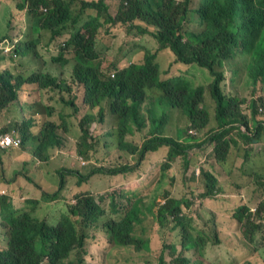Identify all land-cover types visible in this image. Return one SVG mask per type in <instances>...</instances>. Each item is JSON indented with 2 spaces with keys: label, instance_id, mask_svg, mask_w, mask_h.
Here are the masks:
<instances>
[{
  "label": "trees",
  "instance_id": "obj_1",
  "mask_svg": "<svg viewBox=\"0 0 264 264\" xmlns=\"http://www.w3.org/2000/svg\"><path fill=\"white\" fill-rule=\"evenodd\" d=\"M113 1L118 4L114 13L109 5ZM15 12H24L31 20L13 25ZM1 24L6 26L1 38L15 32L10 36L14 48L31 60L15 61L0 50V63L8 60L20 69L0 70V133L16 129L22 140L17 148L0 149V160L9 151L25 149L28 141L35 143L31 151L35 160H51L44 153L47 145L61 147L67 138V133L57 134L59 126L76 129L74 153L94 166L86 175L55 169L56 191L42 192L39 200L21 198L22 207L0 195V230L6 239L5 247H0V264H90L83 260L85 241L89 231L98 229L112 245L111 254L134 250L143 259L152 258V264H212L206 247L222 240L217 232L210 236L201 231L188 216L193 203L185 191L194 189L185 187L179 197L173 182L176 175L186 176L197 153L209 148L200 163L207 168L196 169L201 184L194 199L200 204L216 200L224 188L215 172L227 162L228 152L234 149L245 158L249 145L264 140V0H21L14 6L0 2ZM115 26L118 30L110 31ZM42 31L51 41L64 34L66 39L41 45ZM110 32L117 34L111 35L116 39L113 44L103 38ZM145 35L156 42L155 49L140 43ZM162 50L171 53L172 66L183 73L159 78L156 59ZM123 59L125 67L120 65ZM36 62L39 66L34 68ZM242 79L252 87L249 101L236 88ZM205 87L214 102L216 126L200 138L197 132L209 123L203 107ZM79 89L82 96L75 102ZM146 89L164 94L160 104L149 98ZM46 91L59 95L62 108L42 105ZM32 93L33 103L22 99ZM12 103L22 111L15 122L2 115ZM162 104L181 111L188 132L178 128L174 136L165 134L169 120L165 112L161 117ZM37 107L42 111L27 118ZM98 126L101 136L90 131ZM155 156L162 158L161 187L150 192L115 187L98 196L78 191L94 175L127 176L141 171ZM121 159H131L134 165ZM217 165L212 172L210 168ZM194 175L190 180H196ZM67 177L75 180L68 191L73 204L59 199ZM252 178L258 189L256 210L244 203L234 214L240 225L236 238L252 250L242 264H253L264 255V172H254ZM46 203L64 205L54 225L37 215ZM164 232H172L173 238Z\"/></svg>",
  "mask_w": 264,
  "mask_h": 264
},
{
  "label": "rangeland",
  "instance_id": "obj_2",
  "mask_svg": "<svg viewBox=\"0 0 264 264\" xmlns=\"http://www.w3.org/2000/svg\"><path fill=\"white\" fill-rule=\"evenodd\" d=\"M75 1V0H74ZM1 4L7 6H14L15 4H20L21 0H0ZM78 3V2H73ZM112 13L117 10L118 4L113 1L109 3ZM16 21L13 22V25L19 24L20 21L27 22L31 17H24V12H15ZM111 13V12H110ZM8 19L13 20V16H8ZM119 26L113 27L110 31L115 32L118 30ZM6 29L5 24H1L0 34L3 35ZM105 34L103 38L107 44H113L116 39L111 35H117L116 33ZM15 32L11 31L8 35V39L1 38L0 35V50H3V54L9 55L8 45H10L11 40L10 36H13ZM14 37V36H13ZM12 39V38H11ZM40 44L44 43H58L60 40L66 39L65 34L60 38H57L54 41H51L49 38V33L42 31V36L39 38ZM140 39V43L148 49H155L157 47L156 42L145 35ZM6 42V43H5ZM124 44V43H122ZM14 47L12 46V49ZM140 57L139 50L134 51ZM171 53L167 50H162L158 53L156 62L159 67V78L166 77L169 75H175L183 73V66L177 65L179 71L175 66H172V60L170 58ZM172 57V55H171ZM14 59V58H13ZM22 60L23 62H29L30 58H24L20 54L17 55L15 61ZM31 64V63H30ZM39 66V62H36L35 67ZM172 66V67H171ZM15 69V72H18L20 69L13 65L8 60L0 63V70L2 69ZM226 71H228L226 69ZM199 85L203 86L202 83ZM205 86V85H204ZM237 90L240 92V95L244 97L247 101L252 98V87L245 84V79L238 82L236 85ZM145 91V90H144ZM146 93L150 96L149 98L152 101H156V104H160V99L164 97L162 92L154 89H146ZM45 98L43 97L42 105H50L55 108H62V104L58 102L59 95L54 92H44ZM260 94V89H258L257 95ZM256 95V96H257ZM82 93L80 89L75 95V102H78ZM22 99H26L33 103L36 100V94H31L29 96H23ZM72 99V98H71ZM70 99V100H71ZM14 103L10 104L5 110L2 111V115H5L9 121L12 120L15 122L20 119L21 111ZM66 103V111L68 113V107ZM203 107L207 110L209 114V123L201 131L197 132L200 138L204 136H209V131L216 126L214 119V102L211 99L209 90L205 87L203 94ZM160 109L161 117L165 114L168 116L169 123L166 128V135L174 136L176 130L180 128L184 131L188 130V122L186 117L181 113V111L170 110L165 105L162 104ZM244 110L245 106L243 107ZM35 110L42 111L41 107L33 109L30 114H26L27 118L29 116H37L34 113ZM263 112V111H261ZM246 115V113H243ZM260 121V120H259ZM11 122V121H10ZM58 126V125H57ZM250 126L252 124L250 123ZM15 133L20 137L17 130H14ZM90 131L96 133L98 136H101L102 132L99 130V126L91 129ZM58 133H67V138L64 144L61 147L57 146H48L49 150L44 152L45 154H50L52 156L51 160L47 162H38L31 155V151L34 142L28 141L25 149L18 151H9V154H4L0 160V195L7 196L11 200L14 207H22L19 204L21 198L29 197L31 200H39L42 192L49 191L51 193L56 191L58 177L53 172L55 169H75L78 170L81 174L86 175L89 170L94 166L88 160H80L76 156L74 143L77 137V131L75 128L71 127L69 131H66L58 126L56 130ZM236 134L235 131L231 132V136ZM21 138V137H20ZM102 144V143H101ZM111 148L110 159L115 158V150L113 146ZM209 148H204L201 152L197 153V156L194 158L193 163L188 165L189 171L186 173V176L181 177L176 175L174 178V195H180L185 190V187H190L194 189L193 192L186 194L191 195L192 206L188 209V216L192 219V222L196 225L197 228L201 231L206 232L207 234L214 235L216 232L218 238L222 241L212 243L210 242L206 247V257L212 264H242L248 257L251 256L252 250L249 249L244 241L236 238V233L240 231V225L234 219L235 211L238 207L248 204L252 207V210H256V197L255 190L257 187L254 185V179L252 178L253 173L264 172V140L260 143L249 145L248 153L245 158L242 155L237 154L234 149H231L228 152L227 162L221 165L220 168H210L212 172L217 168L215 174L220 180V187L224 188V193L219 194L216 200L204 201L200 204L199 201L194 199V196L199 194L198 187L200 188L201 177H197L196 173L200 168H207L205 164H200L203 162L204 157L209 153ZM98 155V154H97ZM99 158H102L99 156ZM161 156L150 157L146 162V166L141 171H135L127 176H118L110 177L105 175H94L88 179L86 183H83L79 186L78 191H88L96 196L99 194H104L110 191V189L115 187L135 189L142 192H150L155 186L161 187L163 182H159V163L161 161ZM123 163L133 166V160L121 159ZM83 162V163H82ZM182 164V163H180ZM99 166V165H96ZM191 174H195V181L190 180L189 177ZM29 179L32 182L28 181ZM183 179H186L185 181ZM5 180V181H4ZM11 184H7V182ZM74 179L72 177H67L66 189L61 191V198H64L66 202L73 204L72 195L68 191L74 185ZM125 190V189H124ZM258 190V189H257ZM260 192H258L259 194ZM245 203V204H244ZM64 205H58V207H53L52 204L46 203L43 205L37 212L39 217H46V221L54 225L56 223V216L58 212L62 210ZM215 211L217 216L212 212ZM158 226V225H157ZM164 236H169L173 238L172 232H164ZM146 237L149 238L148 235ZM6 239L3 233V230H0V247H5ZM85 255L83 260L90 264H152V258L143 259L141 255H135L134 250H117L119 252L111 254L112 245L107 241L105 233L101 230H91L88 233V238L85 241ZM153 251H157L158 244L154 243ZM73 257V254L71 258ZM253 264H264V255L252 260Z\"/></svg>",
  "mask_w": 264,
  "mask_h": 264
},
{
  "label": "built area",
  "instance_id": "obj_3",
  "mask_svg": "<svg viewBox=\"0 0 264 264\" xmlns=\"http://www.w3.org/2000/svg\"><path fill=\"white\" fill-rule=\"evenodd\" d=\"M9 53L13 56V52L11 50H9ZM18 145L19 141L14 139L10 134H0V149L17 147Z\"/></svg>",
  "mask_w": 264,
  "mask_h": 264
},
{
  "label": "clouds",
  "instance_id": "obj_4",
  "mask_svg": "<svg viewBox=\"0 0 264 264\" xmlns=\"http://www.w3.org/2000/svg\"><path fill=\"white\" fill-rule=\"evenodd\" d=\"M45 10V9H44ZM15 43L14 42H12L11 41V43H10V45H8V49L9 50H11L12 49V46L14 45ZM14 47V46H13ZM12 51V50H11ZM13 52V58L14 59H17V55H19V53L16 51V49L14 48V51H12ZM10 54V53H9ZM120 65L122 66V67H125V66H127V62H126V60L125 59H123L122 61H121V63H120ZM83 106V104H82V102L80 103V107H82ZM261 111H262V109H261ZM22 112V111H21ZM14 130H16V129H13V130H11L10 132H6V133H0V134H10L14 139H16V140H18L19 141V145L20 144H22V140H21V138L15 133V131ZM18 132V131H17ZM191 132V131H190ZM192 133V132H191ZM18 145V146H19ZM17 146V147H18ZM17 147H14V148H17ZM8 148H10V147H8ZM82 160V159H81Z\"/></svg>",
  "mask_w": 264,
  "mask_h": 264
},
{
  "label": "bare ground",
  "instance_id": "obj_5",
  "mask_svg": "<svg viewBox=\"0 0 264 264\" xmlns=\"http://www.w3.org/2000/svg\"><path fill=\"white\" fill-rule=\"evenodd\" d=\"M12 51H14V50H12Z\"/></svg>",
  "mask_w": 264,
  "mask_h": 264
}]
</instances>
